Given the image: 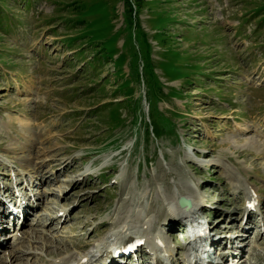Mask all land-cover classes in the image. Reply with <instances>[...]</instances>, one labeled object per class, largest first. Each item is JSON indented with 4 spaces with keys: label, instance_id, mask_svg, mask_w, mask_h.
Instances as JSON below:
<instances>
[{
    "label": "rangeland",
    "instance_id": "rangeland-1",
    "mask_svg": "<svg viewBox=\"0 0 264 264\" xmlns=\"http://www.w3.org/2000/svg\"><path fill=\"white\" fill-rule=\"evenodd\" d=\"M0 185L34 206L0 220V264L112 242L137 189L172 264L189 238L168 191L188 190L214 255L264 264V0H0Z\"/></svg>",
    "mask_w": 264,
    "mask_h": 264
},
{
    "label": "bare ground",
    "instance_id": "bare-ground-1",
    "mask_svg": "<svg viewBox=\"0 0 264 264\" xmlns=\"http://www.w3.org/2000/svg\"><path fill=\"white\" fill-rule=\"evenodd\" d=\"M54 159H51L50 161H53ZM37 164L38 166H41L43 161L41 162H35L34 160H30L26 162V165L29 166V164ZM80 175V173H79ZM78 176V175H77ZM76 176V177H77ZM42 179H46L44 176H42ZM51 179V178H48ZM54 181H59V178L52 179ZM68 181L71 180V176L67 179ZM197 188L201 189V185L197 183ZM1 187V185H0ZM67 187V185H60L57 189L59 194H64V189L62 188ZM62 191H60V190ZM14 191V194L12 196L7 195L8 192H0V220L2 223V231H5L9 229L10 222L13 221V217H20L22 216L25 218V225L28 224V216H29V210L31 208H34L33 204L30 202H33L32 196L28 198L25 204H23V200H25L28 196L25 195L22 191ZM52 190V189H50ZM1 191V190H0ZM143 194L137 189L136 193L132 195L131 200H126L122 202V213L118 217L114 232L112 233L111 237H113V241L109 242V238H105L102 241H99L91 251L87 253H83L80 257L68 255L65 258H60L59 255L63 254L64 252H68L71 250V247L77 248L79 250H83L87 247L86 243H65V245H61L62 247L58 248L56 252H52L51 250H47L50 254H56L58 255L57 261H52L49 264H131L130 263V257L123 254V252L127 249L131 250H143V244L142 242L147 243V248L152 252L154 255L155 252L162 253L161 256H172L173 253L171 252V248L169 244L163 242L162 237L159 235H156L154 231H152V226L154 224L160 223L162 220L161 215L158 216H152V211H146L143 212L141 209L140 202L142 200ZM168 196L170 202H173V206L175 208L174 214H169L168 217L172 222V228L175 227L176 220H179L180 227L182 229L183 226H181L182 220H189L190 222H196L195 226H202V229L207 226V224L200 219L199 211L203 207V203L200 199L196 198V196L193 195V192L188 190V192H178L175 195H173L170 191H168ZM186 198L191 201V206L189 209H181L178 204V200L180 198ZM259 202V201H257ZM28 204V205H27ZM48 204V203H47ZM53 204V203H52ZM17 205V208H16ZM155 205V203H152V206ZM55 206V205H54ZM180 209V210H179ZM12 210H15L13 213ZM247 219L245 226H249V216H251V211H247ZM181 220V221H180ZM168 221V220H167ZM174 223V224H173ZM109 223H106L105 226H108ZM163 231V230H162ZM161 233V232H160ZM209 240V234L205 237ZM212 242V246L216 244L215 239L211 238L209 240ZM115 242L117 243L115 246ZM139 244V246L136 247V245ZM71 246V247H70ZM225 246V245H224ZM184 254H186L185 258L183 259V263L186 264L188 259V264H203V261H195L196 253H191V247L189 246L186 250H184ZM69 253V252H68ZM191 253V254H190ZM218 253V251L216 252ZM156 254V253H155ZM213 258H218L222 264H224V261L226 259L225 255L222 256H213ZM11 257V255H10ZM13 259L10 261L13 264L18 263V256L13 255ZM157 258V257H156ZM163 258V257H162ZM164 260V259H161ZM142 258L140 257L137 259L134 264H142ZM153 264H156L155 261ZM159 264H163L162 262ZM208 264V261H207Z\"/></svg>",
    "mask_w": 264,
    "mask_h": 264
},
{
    "label": "water",
    "instance_id": "water-1",
    "mask_svg": "<svg viewBox=\"0 0 264 264\" xmlns=\"http://www.w3.org/2000/svg\"><path fill=\"white\" fill-rule=\"evenodd\" d=\"M179 206L182 207V208H186V209H189L190 206H191V201L189 199H186V198H180L179 199Z\"/></svg>",
    "mask_w": 264,
    "mask_h": 264
},
{
    "label": "trees",
    "instance_id": "trees-1",
    "mask_svg": "<svg viewBox=\"0 0 264 264\" xmlns=\"http://www.w3.org/2000/svg\"><path fill=\"white\" fill-rule=\"evenodd\" d=\"M155 129V128H154ZM157 131V130H156Z\"/></svg>",
    "mask_w": 264,
    "mask_h": 264
}]
</instances>
